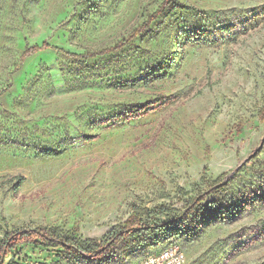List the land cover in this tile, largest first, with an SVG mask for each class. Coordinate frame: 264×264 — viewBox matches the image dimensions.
Masks as SVG:
<instances>
[{
	"label": "rangeland",
	"instance_id": "obj_1",
	"mask_svg": "<svg viewBox=\"0 0 264 264\" xmlns=\"http://www.w3.org/2000/svg\"><path fill=\"white\" fill-rule=\"evenodd\" d=\"M163 1L0 0V241L45 229L82 249L132 215L213 211L101 262L29 247L2 264H138L171 244L184 264H264V0H174L120 51L22 57L112 48Z\"/></svg>",
	"mask_w": 264,
	"mask_h": 264
},
{
	"label": "trees",
	"instance_id": "obj_2",
	"mask_svg": "<svg viewBox=\"0 0 264 264\" xmlns=\"http://www.w3.org/2000/svg\"><path fill=\"white\" fill-rule=\"evenodd\" d=\"M173 1L174 0H164L158 11L150 15L141 26L133 30L124 41L112 48L85 55H75L64 53L47 43H43L40 46H35L26 50L22 57L25 58L41 51L52 50L63 53L69 58L86 59L104 56L111 54L112 52L120 51L144 30H146L147 27L160 15L165 13L167 8L173 4ZM178 55V52L172 53L154 70V73L160 74L169 71L170 68L175 64ZM133 115L137 116L138 112L135 111ZM262 121H264V110L262 111ZM59 155L61 154L52 150H42L39 152V156L42 158H55ZM17 181H19V184H21L23 178L19 177L17 178ZM218 185H221L220 182L215 181L213 184H211L212 189ZM219 189L220 188H215L213 193H216L217 195V193H219L217 190ZM205 197L206 196L197 197L194 202L186 206L185 212L180 217L164 224L150 225L149 221L144 222L138 215H132L125 223L123 229L118 233L108 237L107 239H104L99 244H94L92 247H84L82 249L69 242V240L66 238L60 237L54 231H48L45 229L13 231L6 234L5 237L0 241V264L4 262L6 255L10 252H22L25 253L26 257H29L27 254V248L29 247L41 249L42 251L48 253V260H59L60 255L64 254L67 256L84 258L90 261L101 262L104 258L115 254L118 250L128 249L132 246H141L149 240H154L157 235L165 232L168 229L176 227L181 222L205 218L214 209L212 205L213 203L202 205ZM13 264H18V262L13 261Z\"/></svg>",
	"mask_w": 264,
	"mask_h": 264
},
{
	"label": "built area",
	"instance_id": "obj_3",
	"mask_svg": "<svg viewBox=\"0 0 264 264\" xmlns=\"http://www.w3.org/2000/svg\"><path fill=\"white\" fill-rule=\"evenodd\" d=\"M185 255L181 247L177 244L162 249L158 253L147 256L138 264H184Z\"/></svg>",
	"mask_w": 264,
	"mask_h": 264
}]
</instances>
